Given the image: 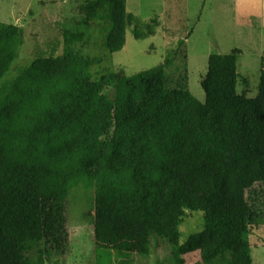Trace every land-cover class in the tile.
I'll use <instances>...</instances> for the list:
<instances>
[{"label":"trees","instance_id":"obj_1","mask_svg":"<svg viewBox=\"0 0 264 264\" xmlns=\"http://www.w3.org/2000/svg\"><path fill=\"white\" fill-rule=\"evenodd\" d=\"M104 2L105 45L116 51L126 4ZM22 39L21 28L0 21V78ZM239 52L209 53L203 101L168 94L161 65L109 78L110 98L86 83L96 58L70 46L24 67L0 93V264H18L20 237L42 235L43 199L78 183L94 186L96 264L147 254L151 230L169 240L177 264L193 250L203 264L215 259L218 228L180 242L179 224L186 209L245 217L246 189L264 180V73L258 93L241 97ZM250 262L245 241L233 239L226 264Z\"/></svg>","mask_w":264,"mask_h":264},{"label":"rangeland","instance_id":"obj_2","mask_svg":"<svg viewBox=\"0 0 264 264\" xmlns=\"http://www.w3.org/2000/svg\"><path fill=\"white\" fill-rule=\"evenodd\" d=\"M99 0H0V21L21 28L23 39L0 93L36 57L62 55L70 46L79 56H93L87 84L112 98V80L161 65L165 91L183 89L203 101V79L210 52L237 54V92L254 97L264 73V0H125V42L116 51L105 45L106 3ZM95 171L96 164H89ZM245 217L185 210L180 242L204 227H216L222 247L211 262L226 264L233 239L247 245L250 264H264V180L246 189ZM43 233L19 238L18 264H96L94 186L78 183L62 198L42 201ZM147 254L128 253L111 264H177L169 240L149 232ZM182 264H203L198 250L182 254Z\"/></svg>","mask_w":264,"mask_h":264}]
</instances>
